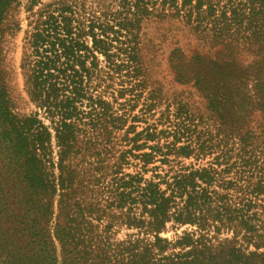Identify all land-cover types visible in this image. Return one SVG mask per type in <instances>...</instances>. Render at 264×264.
Instances as JSON below:
<instances>
[{"label":"trees","instance_id":"obj_1","mask_svg":"<svg viewBox=\"0 0 264 264\" xmlns=\"http://www.w3.org/2000/svg\"><path fill=\"white\" fill-rule=\"evenodd\" d=\"M36 2L21 60L35 110L12 111L0 83L16 190L0 264H264V0H58L34 13ZM19 4L0 0V19ZM151 21L197 43L187 54L175 40L168 62L218 119L215 136L182 102L152 123L115 108L117 82L142 85ZM214 147L207 165L182 162ZM169 223L186 228L169 240ZM121 227L134 232L119 239Z\"/></svg>","mask_w":264,"mask_h":264},{"label":"rangeland","instance_id":"obj_2","mask_svg":"<svg viewBox=\"0 0 264 264\" xmlns=\"http://www.w3.org/2000/svg\"><path fill=\"white\" fill-rule=\"evenodd\" d=\"M18 1L20 4L10 7L3 15V19H0V83H4L5 85V98L11 110L20 116H26L35 110L34 105L29 101V97L25 91L24 74L21 68L22 56L27 50L25 40L26 31L30 29L28 23L32 18H27L29 12L26 11V8L29 0ZM61 1L69 3L70 0ZM55 3H58V0H37L36 4L33 5L32 11L34 13L39 12L45 9L47 5H56ZM16 25L18 26L16 27ZM175 40H178V45L180 44L179 46L185 49L187 54L192 53L196 49L197 43L194 40L190 41V37L187 34L184 33V36H182L181 32H176L174 29L167 31L165 23L151 21L145 25L141 34V53L145 62V73L142 79V85L141 83L139 85L125 83L120 85L117 82L113 86L116 98L114 106L117 109L129 110L131 115H142V112H140L142 109L147 123H152L161 117L162 112L166 113L167 111L170 119L173 120L177 112V103L182 102L193 114V118L199 121L198 129H201L202 132L210 129L215 136L219 132L220 126L218 125V119L215 116L213 119L209 115L205 100L189 84H180L174 78V72L168 62V54L175 46ZM218 50L219 48H214V55H216ZM249 59V55L242 53L238 61L246 64ZM123 86L128 90L119 92V89ZM109 93L106 94V99L113 101ZM151 99H154L155 104L154 107L149 109L144 106V103L146 101L149 103ZM151 114H154V116H149ZM244 120L248 123L249 127L256 128L258 125H262L260 113L258 112H252ZM211 125H214V130ZM144 126V123H139L137 130H140ZM162 126L160 125L159 127ZM216 143L217 139L215 137L214 144ZM9 147V144L0 138V231L7 230L8 213H11V209L16 200V190L14 189L15 169L12 166ZM146 150L148 149L144 151ZM218 153L219 149H215L214 147V153L206 156L204 159L196 161L194 158H189L183 159L182 162L185 165L190 163L196 164V166L207 165ZM131 162L130 165L123 168L124 172L133 173L138 169L134 165L136 161L131 159ZM154 164L160 165L159 162H155ZM162 168L167 169L168 166L162 165ZM159 172L162 173L161 170ZM151 175L152 172L149 171L145 174V177L148 178ZM170 225L169 223L166 231L160 234L169 240H174L176 235H181L182 231L186 228L182 226L174 230ZM188 229L190 230L191 227ZM132 232L134 230L121 227L117 233V238L124 239L126 234ZM225 236L230 237L231 233L221 234V237ZM0 244L4 246L5 242H1ZM56 245L58 246L57 243ZM178 250L176 249V251Z\"/></svg>","mask_w":264,"mask_h":264}]
</instances>
